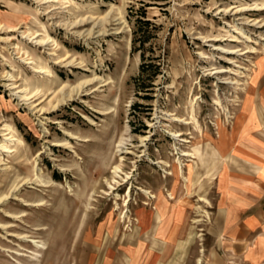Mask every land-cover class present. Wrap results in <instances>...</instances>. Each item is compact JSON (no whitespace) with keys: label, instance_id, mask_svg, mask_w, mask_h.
Here are the masks:
<instances>
[{"label":"rangeland","instance_id":"obj_1","mask_svg":"<svg viewBox=\"0 0 264 264\" xmlns=\"http://www.w3.org/2000/svg\"><path fill=\"white\" fill-rule=\"evenodd\" d=\"M263 65L264 0H0V264H94L159 194L202 233Z\"/></svg>","mask_w":264,"mask_h":264},{"label":"crops","instance_id":"obj_2","mask_svg":"<svg viewBox=\"0 0 264 264\" xmlns=\"http://www.w3.org/2000/svg\"><path fill=\"white\" fill-rule=\"evenodd\" d=\"M211 145L218 160L208 172L212 205L202 233L191 227L185 198L159 194L133 209L130 231L109 232L94 264H194L198 257L204 264H264V65Z\"/></svg>","mask_w":264,"mask_h":264},{"label":"bare ground","instance_id":"obj_3","mask_svg":"<svg viewBox=\"0 0 264 264\" xmlns=\"http://www.w3.org/2000/svg\"><path fill=\"white\" fill-rule=\"evenodd\" d=\"M257 9H259V8H257ZM262 9V8H261ZM260 9V10H261ZM240 11L242 10V9H239ZM244 10V9H243ZM246 10V9H245ZM244 12V11H243ZM246 12V11H245ZM244 30H242V29H240V28H236L235 29V33H241L242 35H245V33L243 32ZM91 34V33H90ZM30 37L32 36L31 34H28ZM49 37V36H48ZM35 38V37H34ZM46 38V37H45ZM44 37L42 38V39H39L38 40V43H41V44H45L46 43V41L48 40H46ZM248 38V41H252L251 39H250V37H247ZM30 39V38H29ZM238 39H239V37H237V36H233V39H232V41H238ZM32 40V39H31ZM43 46V45H42ZM222 48V47H221ZM224 52H226V53H228V54H236L235 52L236 51H225L224 50ZM238 53V52H237ZM29 63V62H28ZM30 63H32V61L30 62ZM35 63V62H34ZM33 66H34V64H33ZM36 70V69H35ZM34 70V71H35ZM40 70V69H39ZM49 72V71H48ZM38 73V72H37ZM40 73V72H39ZM43 73H44V70H43ZM21 97L22 98H26V97H28L27 95H21ZM188 124H189V122H187ZM9 128H10V126H9ZM12 131V130H11ZM10 132V131H9ZM15 135V134H14ZM177 135H178V133H177ZM5 136V135H4ZM7 136H9V134H7ZM181 136V135H180ZM179 136V137H180ZM17 138V137H16ZM124 139V138H123ZM122 139V140H123ZM6 142H15L16 143V141H17V139H15L14 138V136H11V137H7L6 139ZM20 140V139H19ZM4 143V144H2L1 145V148L5 151V152H8L9 151V148H8V144L7 143ZM125 142V141H124ZM120 144H123V142L122 143H120ZM121 150H122V148H121ZM123 151V150H122ZM2 153H4V152H2ZM11 153V152H10ZM121 153V152H120ZM190 154V153H189ZM115 174H116V176H120V174L122 175V169H121V167L119 166V167H117L116 168V170H115ZM145 191V190H144ZM17 199V198H16ZM25 203V202H24ZM26 206H32V204L29 202V203H27L26 202V204H25ZM31 242H33V241H31ZM37 247H42V246H39V245H37ZM36 256H38V254H35Z\"/></svg>","mask_w":264,"mask_h":264}]
</instances>
